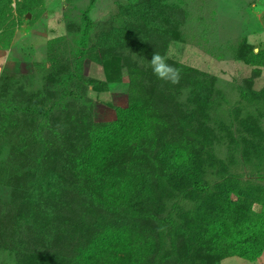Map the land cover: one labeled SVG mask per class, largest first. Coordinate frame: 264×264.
<instances>
[{"label": "rangeland", "instance_id": "374dc122", "mask_svg": "<svg viewBox=\"0 0 264 264\" xmlns=\"http://www.w3.org/2000/svg\"><path fill=\"white\" fill-rule=\"evenodd\" d=\"M154 52L178 84L153 74ZM66 79L71 94L45 125ZM143 103L154 130L115 176L153 163L162 174L177 148L210 187L234 176L264 190V0H0V264H81L106 228L147 245L146 264H176L166 220L191 233L208 208L187 178L152 179L107 207L76 170L89 134ZM208 250L181 253L183 264H264V249L251 262Z\"/></svg>", "mask_w": 264, "mask_h": 264}, {"label": "trees", "instance_id": "16d2710c", "mask_svg": "<svg viewBox=\"0 0 264 264\" xmlns=\"http://www.w3.org/2000/svg\"><path fill=\"white\" fill-rule=\"evenodd\" d=\"M87 33L86 29L81 42L85 41ZM68 83V79L63 80L57 98L47 102L41 110L45 125H48L50 115L71 94ZM150 110V106L144 103L120 109L115 121L99 126L89 134L88 145L76 159V170L86 180L92 198L98 204L114 207L120 200L121 204L128 202L130 193L134 196L143 192L149 187L146 182L150 184L152 179H156L157 188H161L175 177L187 178L190 192L203 194V203H208V208L197 206L195 215L199 223L192 227L191 233L183 232L177 220H166L169 256L176 257V264H183V255L202 250L208 243V253L212 256L255 261L264 249L263 189L244 186L234 176L224 177L210 187L201 181L190 160L181 156L177 148L172 149L170 167L162 174L156 170V163L149 167L150 173L146 168L144 173H138L133 179L128 174L118 177L112 173L116 171L114 161L117 158L133 150L136 152V144L151 135L156 120L151 117ZM140 187L143 188L140 190ZM254 204L261 205L263 210L253 211ZM140 243L138 238L128 236L121 229L106 228L93 236L85 248L78 250L77 257L81 264H146L149 249Z\"/></svg>", "mask_w": 264, "mask_h": 264}, {"label": "clouds", "instance_id": "9594fccd", "mask_svg": "<svg viewBox=\"0 0 264 264\" xmlns=\"http://www.w3.org/2000/svg\"><path fill=\"white\" fill-rule=\"evenodd\" d=\"M167 59V55H161L157 52L153 53L150 60L153 74L166 83L178 84L181 78L180 71L172 65H169Z\"/></svg>", "mask_w": 264, "mask_h": 264}]
</instances>
